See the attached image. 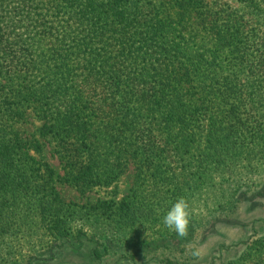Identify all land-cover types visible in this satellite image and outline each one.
I'll list each match as a JSON object with an SVG mask.
<instances>
[{
    "label": "trees",
    "instance_id": "trees-1",
    "mask_svg": "<svg viewBox=\"0 0 264 264\" xmlns=\"http://www.w3.org/2000/svg\"><path fill=\"white\" fill-rule=\"evenodd\" d=\"M243 1L264 17V0ZM5 2L0 0V264H73L59 259L64 250L84 254L86 264H149L140 260L148 257L147 248L135 240L100 243L82 229L71 236L69 222L84 215L62 201L55 178L83 190L118 177L131 157L141 178L143 167L151 169L161 157L167 143L160 144L162 133L186 151L201 149L203 137L208 155L199 168L230 169L248 148L243 138L264 134V21L263 28L253 26L252 17L205 0H47L52 8L41 12L47 49L36 50L15 41L14 26L1 13ZM24 105L41 115L42 136L53 138L63 176L47 165L34 179L40 165L22 160L42 147L15 130ZM133 191L116 206L103 201L86 213L94 221L103 216L136 224L145 206ZM30 208L39 240L24 233ZM34 240L37 246L22 255L23 242ZM174 260L162 261L179 264Z\"/></svg>",
    "mask_w": 264,
    "mask_h": 264
},
{
    "label": "rangeland",
    "instance_id": "rangeland-1",
    "mask_svg": "<svg viewBox=\"0 0 264 264\" xmlns=\"http://www.w3.org/2000/svg\"><path fill=\"white\" fill-rule=\"evenodd\" d=\"M205 1L214 8L252 17L253 26L263 28L264 17L254 5L243 0ZM51 8L47 0L36 3L30 0H6L1 13L8 16L14 26L12 36L17 43L32 44L36 50H45L47 42L43 25L47 16L43 17L41 12L47 13ZM21 109L15 122L18 136L42 144L41 149H32L30 154L21 156L29 164L36 163L35 167L40 165L41 172H33V178H40L47 165L56 170V176H63L65 169L53 138L42 136L41 115L34 105H24ZM201 138V149L186 151L177 147L175 139L172 141L162 133L159 142L167 143L160 151L161 157L151 169L143 167L145 171L141 178L137 176V159L134 157H131L130 167L118 177H112L108 183L87 185L83 190L56 177L54 185L62 201L73 203L74 208H81L84 215L76 214L69 222L68 233L75 236L82 229L87 236L94 237L100 243L112 238L116 241L135 240L147 248L148 257L140 260L149 264H165L162 261L165 256L179 264H226L231 259L238 260L239 264H264V134L243 138L241 144L248 145V148L237 159L234 158L230 169L226 167L222 170L207 168L203 171L199 168V160L206 159L208 155L207 148L204 149L207 142ZM136 156L138 158V154ZM122 157L124 159L127 155L123 154ZM230 158L228 154L225 157L231 161ZM134 189H138L136 194L141 196L145 206L136 224L124 225L103 216L94 221L95 217L87 215L89 206L111 200L116 206L126 194H134ZM180 197L189 204L190 224L186 238H179L162 222L164 215ZM34 211L31 210L33 217L26 221L23 229L25 234H37L34 238L39 240L42 233L34 227L37 223V219L34 221ZM47 240L48 237H44V242ZM37 243L23 242L24 246L20 248L22 255L32 252ZM193 247L203 250L201 258L191 255ZM83 256L78 257L64 250L59 259L86 264L87 259L84 261ZM124 264L131 263L126 261Z\"/></svg>",
    "mask_w": 264,
    "mask_h": 264
},
{
    "label": "clouds",
    "instance_id": "clouds-1",
    "mask_svg": "<svg viewBox=\"0 0 264 264\" xmlns=\"http://www.w3.org/2000/svg\"><path fill=\"white\" fill-rule=\"evenodd\" d=\"M163 224L169 230L174 231L179 238L188 236L190 224L189 204L183 197L178 198L163 217ZM191 255L195 258H201L203 250L198 247H193Z\"/></svg>",
    "mask_w": 264,
    "mask_h": 264
}]
</instances>
